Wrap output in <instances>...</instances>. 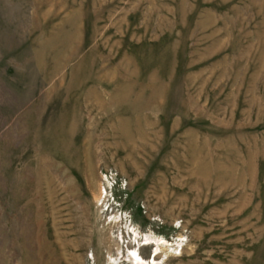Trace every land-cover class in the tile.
Wrapping results in <instances>:
<instances>
[{
	"label": "rangeland",
	"instance_id": "1",
	"mask_svg": "<svg viewBox=\"0 0 264 264\" xmlns=\"http://www.w3.org/2000/svg\"><path fill=\"white\" fill-rule=\"evenodd\" d=\"M0 264H264V0H0Z\"/></svg>",
	"mask_w": 264,
	"mask_h": 264
},
{
	"label": "bare ground",
	"instance_id": "2",
	"mask_svg": "<svg viewBox=\"0 0 264 264\" xmlns=\"http://www.w3.org/2000/svg\"><path fill=\"white\" fill-rule=\"evenodd\" d=\"M152 262V261H151Z\"/></svg>",
	"mask_w": 264,
	"mask_h": 264
}]
</instances>
